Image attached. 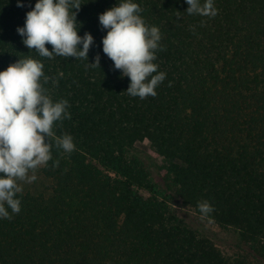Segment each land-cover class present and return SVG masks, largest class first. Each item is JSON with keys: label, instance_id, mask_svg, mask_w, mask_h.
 Segmentation results:
<instances>
[{"label": "trees", "instance_id": "obj_1", "mask_svg": "<svg viewBox=\"0 0 264 264\" xmlns=\"http://www.w3.org/2000/svg\"><path fill=\"white\" fill-rule=\"evenodd\" d=\"M20 2L0 0V71L42 62L46 94L68 101L71 118L47 138L52 159L39 171L50 194L17 193L21 211L0 218V264H264V0H213L215 17L189 15L186 0H133L160 30L153 62L166 73L145 99L127 94L130 78L103 53L99 15L123 0H79L78 35L94 38L88 61L29 50L17 28L37 0ZM97 54L100 68L89 66ZM65 134L71 153L55 143ZM143 142L163 161V186L134 154ZM174 206L233 236L238 251Z\"/></svg>", "mask_w": 264, "mask_h": 264}, {"label": "clouds", "instance_id": "obj_2", "mask_svg": "<svg viewBox=\"0 0 264 264\" xmlns=\"http://www.w3.org/2000/svg\"><path fill=\"white\" fill-rule=\"evenodd\" d=\"M186 3L189 15L215 17L218 14L213 0H205L203 5L200 0H186ZM17 7H23L20 0ZM80 7L79 0H37L34 8L26 13L25 25L17 28L23 44L49 59L58 56L88 61L94 38L88 32L83 37L78 35L76 14ZM141 11L133 0H123L100 14L99 23L107 29L102 39L103 53L122 76L130 78L127 94L145 99L157 95L155 89L165 80L166 73L158 72V65L153 62L160 49V30L147 26L139 15ZM46 44L52 46L51 51ZM89 66L100 68L99 54ZM43 68L42 62L26 58L0 71V218H12L8 209L16 214L21 211V201L16 195L23 189L18 182L36 180L35 174L29 176V172L35 173L52 159V145L47 138L54 136V123L71 118L66 111L68 101L54 103L46 94L41 78L44 83L49 78ZM55 143L64 152L75 150L71 135L56 137ZM197 207L202 217L214 211L207 200L198 201Z\"/></svg>", "mask_w": 264, "mask_h": 264}, {"label": "rangeland", "instance_id": "obj_3", "mask_svg": "<svg viewBox=\"0 0 264 264\" xmlns=\"http://www.w3.org/2000/svg\"><path fill=\"white\" fill-rule=\"evenodd\" d=\"M149 146L150 145L148 142L137 143L134 148V154L142 160L146 168L151 172L154 180L163 186V177L160 170V167L163 165V161L160 157L154 155ZM41 167H39L35 173H32L31 171L29 172V176L35 174V181L31 183L23 181L18 182L22 186L23 192H31L33 194L43 193L45 196L50 194V182L40 173L39 169ZM174 211L193 228L210 236L215 241V243L227 253L232 254L233 252L238 251V248L236 247L238 242L227 232L221 230L211 222L201 218L199 215L181 207L174 206Z\"/></svg>", "mask_w": 264, "mask_h": 264}]
</instances>
